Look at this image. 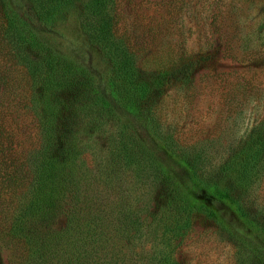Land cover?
<instances>
[{"label": "trees", "instance_id": "trees-1", "mask_svg": "<svg viewBox=\"0 0 264 264\" xmlns=\"http://www.w3.org/2000/svg\"><path fill=\"white\" fill-rule=\"evenodd\" d=\"M16 1L0 0V250L10 251L9 259L0 258V264H181L175 255L192 230L188 220L162 207L148 212V223L122 208L137 182L132 181L140 171L139 162L147 158L154 165L152 189L163 187L184 214L213 223L250 264H264V221L240 198L263 169V160L249 161L243 155L236 170L228 167L229 173L234 170L230 176L241 183L221 185L220 179L199 167L200 153L183 152L177 141L169 143L156 135L154 147L148 148L134 135L124 140L117 128L114 135L106 134L111 108L106 97L138 116L151 89L168 79L166 73L172 78L182 70L175 57L165 61V69L148 81L150 88L143 85L134 100L124 99L118 87L132 78L142 54L128 39L114 36L119 21L115 11L122 0H23L24 13L17 12ZM250 1L259 2L263 30L264 0ZM78 3L86 13L82 20L86 43L108 60L115 74L102 78L101 87L62 50L63 40L55 34V23ZM218 5L219 0L209 10L211 20L220 23L226 10ZM236 25L235 35H201L200 49L216 44L222 56L247 63L251 75L237 73L239 83L264 85V36L241 35L245 25ZM198 65L197 61L193 66ZM256 135L264 134L261 130ZM107 143L112 144L109 152ZM86 152L90 164L84 160ZM161 153L168 163L158 160ZM124 169L129 175H122Z\"/></svg>", "mask_w": 264, "mask_h": 264}, {"label": "rangeland", "instance_id": "rangeland-1", "mask_svg": "<svg viewBox=\"0 0 264 264\" xmlns=\"http://www.w3.org/2000/svg\"><path fill=\"white\" fill-rule=\"evenodd\" d=\"M165 1L122 0L117 5L115 12L119 21L114 36L128 39L132 48L142 54L136 68L132 69V78L122 81L118 90L126 101L134 100L141 86L150 88L152 75L165 69L162 67L165 61L174 57L182 70L176 71L172 78L166 73L168 79L161 86L151 89V96L138 107V116L127 114L106 97L111 108L105 132L114 135L117 128L126 137L124 140L134 135L139 143L148 148L154 147L156 135L166 137L169 143L177 141L178 149L183 152L200 153L198 156L202 162L199 167L220 179L221 185L240 184L238 179L230 176L234 170L229 173L228 167L236 170L235 163L245 154L249 161L258 158L264 161V135H256L261 130L264 134V85L239 83L237 73L247 77L251 75L247 63L239 64L222 56L216 44L200 49L199 41L201 35H235L238 32L236 23L239 22L245 25L241 35L259 33L264 36V29L260 28L262 16L258 14L259 2L219 0L218 6H223L226 13L223 21L218 23L211 20V7L209 10V6L218 0H188V5L187 0H172V4L167 5ZM23 4V0L16 1L18 13L26 11ZM78 4L64 11L55 23V34L63 40L62 50L94 75L101 87L104 84L102 78L115 77V74L108 60L86 43V27L82 21L86 13ZM154 59H157L156 63ZM197 61L199 65L194 67ZM148 112L152 115V123L146 118ZM111 147L112 144L107 143L108 152ZM89 153L86 152L84 160L90 164L92 158ZM156 157L162 164L168 163L166 155L161 153ZM139 163L140 171L132 181L137 182L122 204L125 214L133 211L149 223L148 212L164 207V210L172 211L176 218L188 220L187 225L192 230L175 255L181 264H250L213 223L202 220L194 213H185L186 216L167 197L163 187L152 189L154 165L151 158ZM129 172L124 169L122 175H129ZM176 175L185 180L182 171L176 170ZM245 188L240 198L245 200L250 211L259 212L260 219L264 221V167L257 171ZM213 206L227 221L231 220L229 213L217 203ZM151 224L157 225L156 222ZM9 252L0 250L2 261L9 259Z\"/></svg>", "mask_w": 264, "mask_h": 264}]
</instances>
